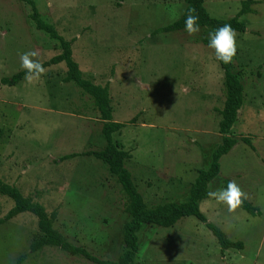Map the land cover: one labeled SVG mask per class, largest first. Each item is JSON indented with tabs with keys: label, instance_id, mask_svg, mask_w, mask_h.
Here are the masks:
<instances>
[{
	"label": "rangeland",
	"instance_id": "1",
	"mask_svg": "<svg viewBox=\"0 0 264 264\" xmlns=\"http://www.w3.org/2000/svg\"><path fill=\"white\" fill-rule=\"evenodd\" d=\"M242 0H204L215 18L234 16ZM44 21L65 39L83 76L108 84L112 115L126 125L113 135L128 152L126 166L144 201H183L198 168L219 143L223 70L212 50L185 31L153 33L176 20L182 0H34ZM30 6L0 0V78L20 69L19 55L35 51L40 62L59 52L57 41L35 28ZM236 32L233 71L244 85L245 103L231 128L238 141L220 158L213 190L235 180L259 213L239 207L229 213L208 198L200 210L242 249L220 251L211 232L194 216L171 227L148 224L139 232L136 264H264V0H254ZM63 62L47 66L28 83L0 85V177L23 195H36L52 223L71 243L100 257L124 249L128 216L123 195L106 165L90 156H60L100 149L101 121L89 98L73 82H63ZM133 119L132 122H129ZM12 202L0 195V218ZM37 232L27 212L0 224V264L28 251ZM22 264H92L57 247H44Z\"/></svg>",
	"mask_w": 264,
	"mask_h": 264
},
{
	"label": "trees",
	"instance_id": "2",
	"mask_svg": "<svg viewBox=\"0 0 264 264\" xmlns=\"http://www.w3.org/2000/svg\"><path fill=\"white\" fill-rule=\"evenodd\" d=\"M18 1L25 2L30 6L28 18L35 28L58 43L59 52L41 62L44 68L63 62L66 70L61 80L63 82H73L81 93L89 98L101 121L100 134L104 144L100 149L66 153L60 156V160L76 156H90L104 163L108 173L119 185V190L123 195L122 210L128 216V219L122 227L123 251L116 258L100 257L83 246L71 243L59 230L53 227L52 223L57 215L56 210L47 213L44 205L36 200V195H23L15 185L5 182L0 177V195L7 197L12 202V206L0 218V224L23 212L30 213L36 219L37 232L30 240L28 251L19 254L12 264H22L30 254L49 246L57 247L69 255L80 257L92 264H136L134 259L139 249V232L146 225L171 227L185 216H194L203 223L216 238L221 252L227 249H242V241L230 240L224 231L208 221L199 208L200 202L207 198L206 192L210 191V182L219 174L221 156L228 153L239 140L254 149L248 137H235L231 132V128L245 103L244 85L240 74L233 71L232 63L225 65L217 61L223 70L224 94L223 105L219 109L218 132L221 136L219 143L210 150L206 165L197 169L196 176L189 184L183 201L168 200L149 205L144 201L143 195L135 185L131 171L125 164L129 155L128 152L122 149L113 138V135L119 132L126 123L113 119L109 85L107 83L104 85L95 84L91 79L83 76L72 56L71 43L73 39L63 38L51 23L44 21L34 0ZM182 1L185 7L181 15L173 22L154 29L153 33L184 31L185 15L187 10L191 8L194 10L192 14L199 18L200 29L206 31L197 38V41L206 46L208 32L222 26L224 23L230 24L236 32H244L245 23L240 17L251 11V4L254 2V0H242L239 10L234 16L215 18L206 10L203 4L204 0ZM23 77L24 71L18 70L11 75L1 77L0 85H16ZM132 121L133 119L129 122ZM1 135L2 130L0 129V138ZM227 182L226 179L223 186H226ZM240 207L253 216L259 213L258 208L247 200H244Z\"/></svg>",
	"mask_w": 264,
	"mask_h": 264
},
{
	"label": "clouds",
	"instance_id": "3",
	"mask_svg": "<svg viewBox=\"0 0 264 264\" xmlns=\"http://www.w3.org/2000/svg\"><path fill=\"white\" fill-rule=\"evenodd\" d=\"M193 11L189 8L184 19V31L189 35L200 31L199 18L192 14ZM236 35L235 29L227 23L208 32L207 47L212 50L216 61L225 65L233 61L237 52ZM36 55L35 51H26L19 55L20 69L24 71V80L28 83L39 80L45 74L44 66L35 59ZM205 195L209 200L225 206L229 213L238 209L247 199V194L235 180L228 181L226 186L207 191Z\"/></svg>",
	"mask_w": 264,
	"mask_h": 264
}]
</instances>
